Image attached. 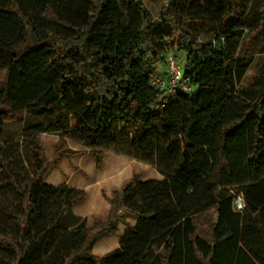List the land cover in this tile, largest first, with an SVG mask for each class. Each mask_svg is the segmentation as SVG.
<instances>
[{"label":"trees","instance_id":"16d2710c","mask_svg":"<svg viewBox=\"0 0 264 264\" xmlns=\"http://www.w3.org/2000/svg\"><path fill=\"white\" fill-rule=\"evenodd\" d=\"M165 1L159 22L142 0L0 1V189L21 197L12 215L16 239L0 221V255L24 263L26 236L50 197L57 210L32 245L61 229L86 199L83 190L46 183L57 161L46 160L41 135L80 141L98 168L122 136L128 157L164 180L134 176L109 199L105 224L78 225L82 247L63 264H264V61L240 87L264 56V15L253 11L254 0H190L187 10L180 0ZM213 8L218 26L192 15ZM202 33L210 40L197 41ZM172 50L185 53L191 93L165 96L151 85ZM10 125L20 126L35 154L23 160L25 172L33 171L25 189L11 168ZM126 216L139 222L118 249L104 257L87 252L103 236H117Z\"/></svg>","mask_w":264,"mask_h":264},{"label":"rangeland","instance_id":"374dc122","mask_svg":"<svg viewBox=\"0 0 264 264\" xmlns=\"http://www.w3.org/2000/svg\"><path fill=\"white\" fill-rule=\"evenodd\" d=\"M1 1V0H0ZM147 10L151 13L153 21L159 22L160 14L162 8L167 4L165 0H142ZM241 1V0H237ZM180 4L187 10L190 8V0H180ZM227 9V6H225ZM252 8L255 13H260L264 15V0H254L252 3ZM193 16L201 17L205 20H210L217 26L219 24L220 14L216 8L210 10L209 14H204L200 9H193ZM197 41L207 42L210 40L211 36L208 33L195 34ZM176 52V51H174ZM264 61V56H256L254 60V65L246 73L244 81L241 83L240 87H246L250 84L252 79L256 76L260 64ZM162 70V67L160 68ZM22 129L18 125H10L8 127V132L6 135V143L8 145V155L14 157L17 161L11 165L12 171L16 174L18 182L22 189H25L30 176L33 171L25 172L23 166V160H26L27 156L33 158L35 154L29 149V140L23 141L22 139ZM23 143V144H22ZM40 143L43 149V153L48 162L57 161V165L53 166L47 174L46 183L52 184V187L59 188L62 186H75L77 188L96 183V185H102L106 188L107 183L113 178L110 176L111 167L103 168V160L106 158L107 162L116 157L120 159H125L128 161V165L124 169H128V175L125 176L124 184L128 183L134 176H138L141 179L151 178L154 174V167L146 164L144 162L135 160L128 157V153L131 152V146L126 142V139L120 136L119 141L109 147L105 148L104 156L102 158V166L97 167L96 159L91 153L90 149L81 144L80 141L76 139L64 138L59 135L43 134L40 137ZM23 145L24 148L23 149ZM31 169V168H30ZM4 172L0 169V185L5 181ZM64 181L65 185L61 183ZM68 182V184H66ZM123 184V185H124ZM120 181V190L124 187ZM115 187V186H113ZM1 188V186H0ZM89 193L86 189L84 191L86 194H90L91 199L93 198V189L87 187ZM113 189H103L99 188L96 194H102V196L108 199L106 193L114 192ZM109 200V199H108ZM88 200L78 204V213H87L85 207H87ZM58 203L53 197L49 198L48 205L41 209L38 216L35 217L34 225L30 233L27 234L25 239V247H22V252L26 255V260L23 264H63V256L72 251H77L82 247V242L80 236L78 235V225L79 227H84V229H91L95 226L96 222L106 223L102 220L96 219L95 216L84 218L72 213L71 216L67 217L63 222L61 229L45 237L40 243L32 245L37 233L43 230L46 225L49 224L51 218L55 215ZM21 197L14 192L13 189H0V221L1 226L5 233L9 234L11 237H17V223L12 218V215L19 212L21 209ZM76 210V209H75ZM120 207L119 212L124 211ZM76 218L80 219V223L77 224ZM134 223V218L126 216L122 221L118 222L119 227L125 228L127 225L130 226ZM91 227V228H90ZM205 236H211L210 232H204ZM112 238V236H108ZM107 238V237H105ZM104 239V238H102ZM99 239L93 248L89 249L87 252L98 257L107 256L110 252L106 249L107 243L104 240ZM32 245V246H31ZM26 246L29 249L26 250ZM120 247V246H119ZM118 247V248H119ZM118 248H114L115 250ZM17 255L15 254H1L0 264H16Z\"/></svg>","mask_w":264,"mask_h":264},{"label":"crops","instance_id":"0c3cea01","mask_svg":"<svg viewBox=\"0 0 264 264\" xmlns=\"http://www.w3.org/2000/svg\"><path fill=\"white\" fill-rule=\"evenodd\" d=\"M128 163H129L128 161H126L125 159H122V158L120 159V157L112 158L108 162H107L106 158H104V160H103V168L105 169L107 167V165L109 167H111V170L109 171L110 175H108V176L113 178L112 180H110L109 183H107V185H106L107 187L106 188L102 185L103 183L100 186L96 185V183H93V184L81 186L79 188H77L75 186H71V188H75V189H78V190H83L84 191V189H86L88 191V193H89V189L87 187H90V189L91 188L93 189V198L92 199H91L90 194L86 195V201L88 200V204H87V207H85V209H86L87 213H85V214L84 213H78V210L76 208L77 205L74 206V208H73L74 213L76 215L84 217V218H89V217L92 218V216H95L96 219H99V220H102V221L105 222L109 218L110 211H111V208H112V206H111V204H110L108 199H112L114 197V193L116 191L120 190V181L122 182V185L124 184V182H125V178L124 177L127 176L128 172H129L128 169L125 170L124 167H126V165H128ZM154 171H155V174L151 178L142 179V180L143 181H148V180L162 181V180H164V177L158 172V170L156 168L154 169ZM52 184H54V183H52ZM52 184H49V185H52ZM61 184L65 185L64 181ZM66 184H68V182ZM113 186H115V187H113ZM99 188H103L104 190L105 189H113L114 188L115 190H113L114 192L106 193V195L108 197V199H106V198H104L102 196L101 193H99V195L96 194V191ZM138 222H139V220L137 218H134V223L132 225H130V226L127 225L125 228H122V227H119L117 225V230H118V233H119L117 236H115V235H105V236L102 237L104 239L100 238V239L104 240L103 242L107 243L106 244L107 245L106 249L108 251H109V249H110V251H112V250H115L114 248H118L120 246L121 237L130 228H135L137 226ZM108 236H112V238H109ZM203 236L205 238L211 240V236H209V237L205 236V235H203ZM105 237H107V238H105Z\"/></svg>","mask_w":264,"mask_h":264},{"label":"built area","instance_id":"2783aa9c","mask_svg":"<svg viewBox=\"0 0 264 264\" xmlns=\"http://www.w3.org/2000/svg\"><path fill=\"white\" fill-rule=\"evenodd\" d=\"M185 53L182 51H169L165 58L162 70L151 78V85L165 96H172L176 93H191L194 87L186 76L184 68ZM235 205L238 210L244 209V200L241 196L236 197Z\"/></svg>","mask_w":264,"mask_h":264}]
</instances>
